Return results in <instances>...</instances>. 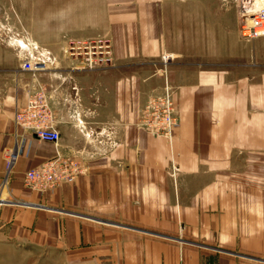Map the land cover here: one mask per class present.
Instances as JSON below:
<instances>
[{"label": "crops", "instance_id": "1", "mask_svg": "<svg viewBox=\"0 0 264 264\" xmlns=\"http://www.w3.org/2000/svg\"><path fill=\"white\" fill-rule=\"evenodd\" d=\"M11 2L31 42L54 58L99 35L116 66L70 87L64 71L54 80L50 70L38 74L57 146L15 124L36 81L12 68L11 86L0 87V239L52 249L61 264H264V62L240 68L221 51L190 53L168 32L161 0ZM164 52L175 54L170 141L137 125L153 85L134 65ZM15 144L18 158L1 184L3 150ZM56 150L85 171L50 189L27 187L25 172Z\"/></svg>", "mask_w": 264, "mask_h": 264}, {"label": "rangeland", "instance_id": "2", "mask_svg": "<svg viewBox=\"0 0 264 264\" xmlns=\"http://www.w3.org/2000/svg\"><path fill=\"white\" fill-rule=\"evenodd\" d=\"M161 2L168 32L177 40L183 38L185 44L189 48L192 47L188 50L190 53H207L211 56L221 51L224 57H229V60L224 62L237 63L240 68L247 67L249 63L264 62V36L245 39L239 32L240 24L250 14L246 12L247 9L248 11L257 9L254 6L256 0H161ZM12 3L11 0H0V87L6 89L11 86L9 83L12 68L18 67L22 60L30 55L46 60L47 70L53 73L51 80L56 79V73L61 75V71H64L63 81L69 87L72 83L78 85L82 81L81 78H84L82 76L89 71L116 66L112 58L108 66L88 68L82 55H70L71 42L62 49L66 59L54 58V52L49 51L45 45L31 42L30 35L22 26V17L14 11ZM259 4L260 7H264V0ZM88 38L94 40L93 45L103 37L91 35ZM165 53L171 55L168 62L163 60L162 53L158 58H146L139 61L138 65H134L142 68L149 85H153L152 88L157 86L160 80H163L164 86L165 78L168 79V70L174 62L175 54ZM152 88L146 100L150 95L162 92V90L155 92V88ZM31 247L34 246L0 239V264H61L54 250L47 248L34 250Z\"/></svg>", "mask_w": 264, "mask_h": 264}, {"label": "built area", "instance_id": "3", "mask_svg": "<svg viewBox=\"0 0 264 264\" xmlns=\"http://www.w3.org/2000/svg\"><path fill=\"white\" fill-rule=\"evenodd\" d=\"M248 10L246 12L250 14L240 24L241 37L250 39L264 36V7ZM93 42L94 40L89 38L71 42L70 55H82L88 68L110 65L113 54L109 41L100 38L95 41L97 44L92 45ZM80 49L84 50L79 51ZM161 56L166 62L171 58V55L166 53ZM20 68L29 73L36 83L28 87L26 100L16 110L14 122L23 130L31 132L37 139L52 142L57 146L60 136L55 126L56 120L50 105V96L45 87L37 81L38 74L47 70L46 60L30 55L22 60ZM137 125L171 140L173 131L178 125V114L172 97V87L167 78L162 92L150 95L146 100L137 119ZM18 155L16 144L3 150L4 177L1 184L6 181ZM85 169L86 166L74 156L56 150L54 157L25 172L24 184L32 189L46 190L60 183L73 182ZM5 201V198L0 197V205Z\"/></svg>", "mask_w": 264, "mask_h": 264}, {"label": "bare ground", "instance_id": "4", "mask_svg": "<svg viewBox=\"0 0 264 264\" xmlns=\"http://www.w3.org/2000/svg\"><path fill=\"white\" fill-rule=\"evenodd\" d=\"M260 2L263 3V0H256L254 6H256V8L260 7V6H259V5H260V4H259ZM254 6H253V7H254ZM262 7H263V6H262ZM248 15H249V14H248Z\"/></svg>", "mask_w": 264, "mask_h": 264}]
</instances>
